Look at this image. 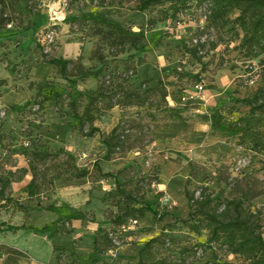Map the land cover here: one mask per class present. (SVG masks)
<instances>
[{
    "label": "rangeland",
    "instance_id": "obj_1",
    "mask_svg": "<svg viewBox=\"0 0 264 264\" xmlns=\"http://www.w3.org/2000/svg\"><path fill=\"white\" fill-rule=\"evenodd\" d=\"M4 1L0 10L12 23L0 30V78L7 79L0 85V176L8 172L14 179L23 176L32 159L25 152L37 145L53 152L64 148L77 167L89 170L79 180L65 157L34 161L44 184L31 205L54 208L0 207V223L33 227L0 233V243L21 251L11 255L15 264H138L139 251L154 238L158 241L151 255L159 264L241 263L225 249L209 248L206 230L195 232L178 219L188 217L187 190L199 196L208 186L213 197H222L230 192L228 183L244 176L259 180V190L264 188V155L239 145V133L214 125L217 119L229 123L247 113L232 97L253 96L264 88L262 57H249L240 49L241 31L230 20L239 10H232L222 22L213 20L207 4L197 1L177 17L169 3L140 13L135 10L139 0ZM53 13L58 17L56 35L44 39ZM91 16L144 32L145 39L138 49H129L128 43L120 45L110 38V28L96 25ZM149 19L155 20L151 28ZM36 43L49 57L81 56L86 68L101 72L111 98L100 104L96 121L100 134L84 138L74 131L76 121L68 105L78 92L96 90L100 82L92 77L83 82L76 75L72 77L76 85H71L56 70L50 71L49 64L35 67L42 58ZM55 90L62 94L57 105ZM46 96L48 101L36 111ZM82 102L86 104L87 98ZM119 123L124 143L106 160L102 134ZM25 138L31 147L23 145ZM31 177L29 172L22 182L13 183L8 194L26 204L24 189ZM114 177L138 186L141 199L136 206L151 205L164 214L160 218L146 210L139 224L120 238L116 250L97 254L95 232L116 226ZM252 208L264 214V194ZM4 259L0 257V264Z\"/></svg>",
    "mask_w": 264,
    "mask_h": 264
},
{
    "label": "trees",
    "instance_id": "obj_2",
    "mask_svg": "<svg viewBox=\"0 0 264 264\" xmlns=\"http://www.w3.org/2000/svg\"><path fill=\"white\" fill-rule=\"evenodd\" d=\"M194 1H197L200 5L207 4L209 16L215 21L226 22L229 19L228 14L232 10L238 9V16L230 20L241 31L240 49L245 50L249 57H262L263 63L261 65L264 66V0H139L135 10L143 13L152 6L169 3V8L174 17H177L179 13L190 8ZM0 3L1 6H6L4 0H0ZM90 19L100 27L101 25L108 26L110 28L108 31L109 37L114 38L120 45L128 43L129 49H138L145 39L144 32L126 29L94 16H91ZM11 23L12 18L2 8L0 10V30ZM154 24L155 20L149 19L147 27L151 28ZM55 25L49 24L42 36L44 37L51 30L56 32L57 27ZM99 31L103 33L102 30ZM35 47L41 51L42 56L35 67L49 64L71 85H76V80L72 78L76 75L83 82L91 77L100 82L98 89L88 90L85 93L78 92V98L76 97L68 103L69 111L76 121V125L73 126L74 131L84 138H92L96 134H100V127L96 125L98 115L101 113L100 104L102 101L111 98L105 84L101 81V72L86 68L81 61V56L76 60L62 56L49 57L44 46L36 43ZM194 52H196V49ZM250 69L253 68L250 67ZM184 75L190 76L189 74ZM6 84L7 79L0 78V85L4 86ZM50 89L53 90L52 86H50ZM53 93L57 105L62 99V94L56 90ZM128 96L131 97L130 94ZM84 97L87 98V102L83 105L82 99ZM48 99L49 97L46 96L42 102L37 103L34 109L36 111L41 109ZM232 100L245 106L248 109L247 113L241 115L236 121L229 123L217 119L214 125L224 127L227 133L233 131L239 133L237 141L239 145L250 147L251 150L264 155V88H260L259 92L253 96L232 97ZM113 106L114 104L108 105L109 108H113ZM81 108L82 111H80ZM169 109L173 116L178 115L179 112L175 108ZM120 129L121 125L119 123L108 134H102L107 147L106 160L112 159L116 149L124 143V133ZM23 145L27 148L31 147L30 139L25 138ZM25 155L31 156L32 159L29 160V167H26L23 176L14 179L10 172L0 176V201H3L0 207L4 209L11 204H15L22 211L31 208L40 211L54 208L51 204L46 206L41 204L31 205V202L43 193L42 187L44 184V177L38 172L34 162L36 160L48 161L65 157L68 163L73 164L71 172L77 179L81 180L89 175L87 168H79L75 165L74 156L66 152L64 148H59L53 152L46 150L44 145H37L30 152H25ZM29 172L32 173V177L27 181L24 189L26 194V204H24L12 194H8V191L11 190L13 183L22 182ZM53 181L54 179L50 180V183H53ZM114 181L115 188L112 190L111 196L118 200V212L113 218L116 226L110 229L100 227L95 232L93 235V252L97 254H102L107 250L110 252L116 250L120 244V238L122 239L124 233L139 224L146 210L159 215L160 218L164 214L154 210L151 205L136 206L141 199L137 185L129 186L130 182L128 185L116 177H114ZM260 183L259 180L249 176L235 178L233 183H228L230 185L228 195L222 197H213L208 186L201 188L199 196H196L194 191L187 190L185 196L188 200V217L187 219L178 217V219L189 225L195 232L206 230V244L209 248L225 249L234 258H239L242 261L241 263L229 261L225 264H264V214L261 209L254 210L252 208L253 201L264 194V188L259 190ZM124 228H127V230H124ZM25 229L32 230L33 227L26 224L0 223V233L18 232ZM66 232L70 233L71 230ZM157 241L156 238L150 240L139 251L138 264H159L151 255L152 246ZM20 254L21 251L18 247L0 243V257L5 258L3 264H15L16 258L11 255L17 256Z\"/></svg>",
    "mask_w": 264,
    "mask_h": 264
},
{
    "label": "built area",
    "instance_id": "obj_3",
    "mask_svg": "<svg viewBox=\"0 0 264 264\" xmlns=\"http://www.w3.org/2000/svg\"><path fill=\"white\" fill-rule=\"evenodd\" d=\"M56 20H58V17L56 16V13H53L52 16H50V21H51L50 24H51V25H55V24L57 23ZM55 35H56L55 30H51V31H49V32L44 36V39L53 40V38L55 37ZM197 88H198L199 90H202V89H203V88H202V85H198ZM134 223H136V222H134ZM124 230H127V228H124ZM111 252H113V251H111Z\"/></svg>",
    "mask_w": 264,
    "mask_h": 264
},
{
    "label": "crops",
    "instance_id": "obj_4",
    "mask_svg": "<svg viewBox=\"0 0 264 264\" xmlns=\"http://www.w3.org/2000/svg\"><path fill=\"white\" fill-rule=\"evenodd\" d=\"M70 45H74V44H66V47H70ZM71 49H73V50H77V47L76 46H73V48H71ZM44 65V64H43ZM42 66V65H41ZM50 66V71H51V65H49Z\"/></svg>",
    "mask_w": 264,
    "mask_h": 264
}]
</instances>
